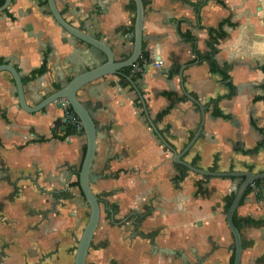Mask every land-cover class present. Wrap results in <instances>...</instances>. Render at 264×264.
<instances>
[{"label": "crops", "instance_id": "1", "mask_svg": "<svg viewBox=\"0 0 264 264\" xmlns=\"http://www.w3.org/2000/svg\"><path fill=\"white\" fill-rule=\"evenodd\" d=\"M45 1L11 0L0 13V64L14 66L23 80L45 61L42 75L22 82L29 105L102 61L56 23ZM221 1L143 0V33L152 39L144 42L149 62L134 83L147 113L123 78L108 76L78 92L97 126L91 171L101 177L92 189L117 208V225L100 221L87 264H230L225 200L237 180L173 163L149 124L177 152L184 149L200 122L184 88L204 107V120L183 160L204 170L264 172V0ZM55 2L66 21L117 59L129 52L131 0ZM223 20L230 23L226 35L214 43L207 29ZM58 103L33 114L20 110L11 77L0 73V264L73 263L87 212L75 185L85 145L80 132L60 138ZM235 216L254 221H241L239 264H264V189L249 187Z\"/></svg>", "mask_w": 264, "mask_h": 264}, {"label": "water", "instance_id": "2", "mask_svg": "<svg viewBox=\"0 0 264 264\" xmlns=\"http://www.w3.org/2000/svg\"><path fill=\"white\" fill-rule=\"evenodd\" d=\"M131 1L133 2L134 6L133 22L131 25V33H128L127 35V38L131 43V48L129 52H127L125 57L119 60L116 58L115 52L110 46L102 42L99 38L87 33L85 29L74 26L68 21H66L58 10L55 0H46L48 10L53 19L56 21V23L67 34L80 41L87 47L91 48L95 55L97 54L102 56V61L99 65H96L73 76L64 85H62L58 89H55V91L45 96L35 105H29L27 103L23 89V83L16 68L9 64H0V73L5 72L11 77V80L15 87L16 99L20 110L29 114H33L42 111L50 104L64 100L70 107L71 111L80 121V127L78 128V132L84 135L85 150L80 163L79 171L77 172V179L78 187L82 193L84 201L87 204L88 211L83 229L77 240L72 264H87V254L100 220L99 199L94 193L92 185L97 182V180L101 176L91 171V166L96 150L97 126L92 117L91 109L79 100L78 92L87 85L108 76L123 78L124 80L128 81L132 89H134L135 93L137 94L140 100L141 106L144 109V112L147 113L145 101L141 93L139 92L132 79L125 73H123V70L125 68L133 67L137 63L138 59L141 57L142 52L146 50L144 42L148 39H152V37L147 36L143 33V19L145 15L143 0ZM10 3L11 0H4L2 5H0V13L6 11ZM179 77L181 80V72H179ZM237 89L238 91L240 90L239 87H237ZM182 91L184 96L187 97L190 101H192L200 111V122L198 124V127L195 133L193 134V137L190 139L184 149L181 152H177L175 148L171 146L163 138V136L158 133L151 120H149V124L156 136L158 137L159 141L165 147V149L171 153L173 163L180 165L187 169V171L198 174L202 177H218L237 180L236 188L231 196L230 203L225 211V224L228 230L230 231L233 239L231 264H239L242 252V240L240 231L233 222V216L235 215L237 207L239 206L247 190L249 189V186L255 181L264 179V172L254 173L248 170L219 172L204 170L183 160V154L194 143V141L198 138L203 129L204 107L195 98L190 96L184 90V88ZM58 107L61 108L60 103H58ZM61 122L65 123V119L59 118L58 123ZM64 128L65 126L63 124L61 126V129L63 130ZM160 251L166 254H173L175 256L179 255L172 250L160 249ZM180 256L184 261H187L184 258L183 254H180ZM202 262L203 260L199 259L196 264H203Z\"/></svg>", "mask_w": 264, "mask_h": 264}, {"label": "trees", "instance_id": "3", "mask_svg": "<svg viewBox=\"0 0 264 264\" xmlns=\"http://www.w3.org/2000/svg\"><path fill=\"white\" fill-rule=\"evenodd\" d=\"M4 0H0V5H2ZM219 4L221 5H224V3L221 1V0H216ZM46 4V1L44 2ZM7 11H4V13H6ZM225 24H230L227 20H223L221 22L218 23V25L216 27H210L207 29V34H208V37L209 39L216 43L218 40L222 39L225 37L226 35V32L223 30V26ZM149 62V56H148V53L146 51H143L142 54H141V57L138 59L137 61V65L138 66H143L144 64L148 63ZM217 68V67H216ZM133 70V67H128V68H125L123 70V73H125L127 76H129L132 81L134 82V80L136 79H139L141 77V73L140 72H136V73H132L131 71ZM45 71V61H43L42 65L33 70L29 76L25 77V79L21 80L22 82H24L25 80L27 81H30V80H33L35 79L36 77L42 75ZM120 84L124 85L125 84V81L124 79H121L120 81ZM58 89V88H57ZM135 105L136 107L140 108L141 107V103L138 101V99H136L135 101ZM167 112V110H163L161 112H159L157 114V120L160 119L165 113ZM76 132V129L74 127H72L71 125L70 126H67L64 130V133H63V136L60 137L61 139L67 137L68 135L70 134H73ZM84 149L83 148V152H84ZM258 182V181H256ZM75 185L78 186V179L77 181L75 182ZM249 191V189L247 190V192ZM246 192V193H247ZM81 196H82V193H81ZM230 199H231V196L230 197H227V199L225 200V210L227 209L229 203H230ZM241 221L243 224H253L254 221L251 220V219H238L235 215L233 216V222L235 224V226L239 229L240 226H241Z\"/></svg>", "mask_w": 264, "mask_h": 264}, {"label": "flooded vegetation", "instance_id": "4", "mask_svg": "<svg viewBox=\"0 0 264 264\" xmlns=\"http://www.w3.org/2000/svg\"><path fill=\"white\" fill-rule=\"evenodd\" d=\"M64 126H65V128L67 127V126H70L69 124H66V123H64ZM73 127V126H72ZM65 128L63 129V133H64V130H65ZM75 128V127H74ZM76 129V132H78V128H75ZM75 132V133H76ZM75 133H73V134H75ZM160 135H161V133L160 132H158ZM162 136V135H161ZM84 148H85V146H84ZM85 150V149H84ZM83 155H84V152H83ZM83 155H82V158H83ZM82 160V159H81ZM80 167V166H79ZM78 171H79V169H78ZM77 171V172H78ZM98 181V180H97ZM80 193H81V191H80ZM95 193V192H94ZM96 195H97V197H98V199H99V206H100V220H99V223H100V221L102 220V218H104V219H106V221L108 220V221H110L109 219L111 218V220H112V223L114 224V223H116V225H117V222L114 220V218H113V215L115 214V211H116V206H114L113 204H110L105 198H103V197H105L104 195H99V194H97V193H95ZM82 198H83V196H81ZM83 200H84V198H83ZM86 203V202H85ZM87 205V204H86ZM87 211H88V207H87ZM226 211V210H225ZM86 216H87V212H86ZM132 217H134L135 218V224H137L138 225V223L140 222V217H139V215L137 214V213H134V214H132L131 215ZM98 226H99V224H98ZM98 228V227H97ZM97 230V229H96ZM95 234V233H94ZM94 237V236H93ZM93 241V240H92ZM107 242V241H106ZM106 246V244H103V246H102V248L103 247H105ZM92 247V242H91V246H90V248ZM107 247V246H106ZM90 248H89V250H90ZM89 252V251H88ZM175 252V251H174ZM176 254H177V252H175ZM88 255V254H87ZM231 260H232V255H231V259H230V264H231ZM111 264H117V263H114V262H112Z\"/></svg>", "mask_w": 264, "mask_h": 264}, {"label": "built area", "instance_id": "5", "mask_svg": "<svg viewBox=\"0 0 264 264\" xmlns=\"http://www.w3.org/2000/svg\"><path fill=\"white\" fill-rule=\"evenodd\" d=\"M140 71H141L140 66H137V65L133 66L132 73H136V72H140ZM60 104H61V110H62V118L65 119V123L69 124L75 128H79L80 127V121L75 116V114L71 111L68 104L64 100L60 101ZM254 185L257 186V188L259 190L264 189V179L259 180L258 182L255 181L249 187L254 186Z\"/></svg>", "mask_w": 264, "mask_h": 264}, {"label": "rangeland", "instance_id": "6", "mask_svg": "<svg viewBox=\"0 0 264 264\" xmlns=\"http://www.w3.org/2000/svg\"><path fill=\"white\" fill-rule=\"evenodd\" d=\"M92 257H93V256H90V257H89V262H92Z\"/></svg>", "mask_w": 264, "mask_h": 264}]
</instances>
